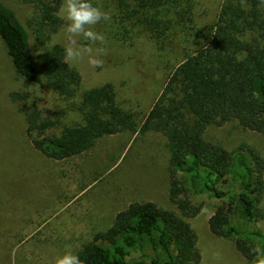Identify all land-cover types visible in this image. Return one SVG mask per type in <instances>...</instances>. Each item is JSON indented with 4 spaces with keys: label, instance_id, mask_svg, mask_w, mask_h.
<instances>
[{
    "label": "trees",
    "instance_id": "16d2710c",
    "mask_svg": "<svg viewBox=\"0 0 264 264\" xmlns=\"http://www.w3.org/2000/svg\"><path fill=\"white\" fill-rule=\"evenodd\" d=\"M8 1L0 0V40L17 76L42 93L8 96L18 106L33 151L60 162L83 155L102 137L123 132L164 139L172 176L167 200L176 212L148 201L128 203L105 230L76 250L85 264H199L196 236L187 220L200 206L191 204L188 195L220 203L207 219L213 236L232 238L246 261L264 257V233L258 228L264 160L248 145L229 152L205 136L210 128L235 123L264 137V0H222L213 21L203 27L194 26L193 0H110L120 39H131L137 29L163 50L174 30L191 47L168 72L139 122L117 105L111 85L81 90L80 75L67 63L64 46L49 42L65 23L60 17L63 0H20L31 10L26 26ZM33 40L37 53L29 46ZM47 96L63 102L77 121L58 128L63 110H49L43 102ZM175 172L185 179L184 186ZM31 184L46 191L38 176ZM44 208L43 202L21 204L12 214L27 216ZM0 228L5 239L19 232ZM5 248L8 243L0 247V263L12 264Z\"/></svg>",
    "mask_w": 264,
    "mask_h": 264
},
{
    "label": "rangeland",
    "instance_id": "374dc122",
    "mask_svg": "<svg viewBox=\"0 0 264 264\" xmlns=\"http://www.w3.org/2000/svg\"><path fill=\"white\" fill-rule=\"evenodd\" d=\"M9 1L26 26L31 17L30 7L21 5L20 0ZM221 1L193 0L194 26L210 24ZM91 2L111 16L109 21L102 20L93 29L106 38L105 45L93 46L107 49V54L99 57L103 60V67H91L87 56L78 62L66 61L79 73L81 90L111 85L117 105L139 122L158 96L168 72L182 60L184 53H189L191 47L182 42L174 30L168 34L163 50L156 48L152 40L137 29L131 39H120L116 36L110 0ZM62 20L64 25L49 42L65 48L67 21ZM26 29L30 35L31 31L28 27ZM29 39L31 41V35ZM76 39L78 45L89 43L82 37ZM32 49L35 53L39 50L35 45ZM11 92L42 94L39 88L17 76L0 40V225H5V229L19 230L13 239H5L0 232V247L8 243L4 255L11 252L12 264H54L55 259L66 251L76 252L91 240L93 234L105 230L114 214L130 202L148 201L176 212L174 205L167 200L172 176L167 165L164 139L159 134L138 136L123 132L106 136L96 140L83 155L66 161H51L30 147L18 106L8 99ZM43 102L48 104L49 110L56 107L58 112L63 110L59 113L58 128L77 121L75 113L67 110L55 96H47ZM205 136L229 152L241 144L248 145L264 160V137L244 131L235 123L210 128ZM33 176L40 178L45 192L31 184ZM173 177L185 185V179L178 172ZM187 199L200 206L199 213L187 220L196 236L199 264H255L257 257L246 261L236 252L232 238H219L208 231L207 219L220 204L218 201L190 195ZM42 202L45 208L40 213L30 212L27 216L24 213L12 214L21 204ZM258 208L262 213L258 228L264 233V191ZM250 244L260 252L256 241L252 240ZM131 256L137 257L138 254Z\"/></svg>",
    "mask_w": 264,
    "mask_h": 264
},
{
    "label": "clouds",
    "instance_id": "9594fccd",
    "mask_svg": "<svg viewBox=\"0 0 264 264\" xmlns=\"http://www.w3.org/2000/svg\"><path fill=\"white\" fill-rule=\"evenodd\" d=\"M61 19L67 21V45L65 57L69 61L78 62L85 56L93 68L103 67V60L99 57L107 54L106 38L94 29V26L111 19L110 14L102 7L94 5L91 0H64L60 9ZM76 37H82L89 42L87 45H78ZM35 43L33 40L29 46ZM54 264H85L77 252L66 251L55 259ZM255 264H264V257L256 259Z\"/></svg>",
    "mask_w": 264,
    "mask_h": 264
}]
</instances>
